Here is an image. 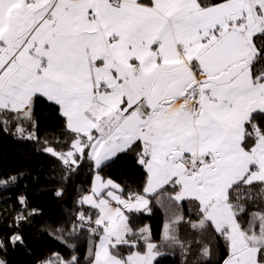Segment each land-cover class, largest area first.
<instances>
[{
  "label": "snow or ice",
  "instance_id": "snow-or-ice-1",
  "mask_svg": "<svg viewBox=\"0 0 264 264\" xmlns=\"http://www.w3.org/2000/svg\"><path fill=\"white\" fill-rule=\"evenodd\" d=\"M0 134L92 174L38 264H264V0H0ZM129 154L125 192L101 172Z\"/></svg>",
  "mask_w": 264,
  "mask_h": 264
},
{
  "label": "trees",
  "instance_id": "trees-1",
  "mask_svg": "<svg viewBox=\"0 0 264 264\" xmlns=\"http://www.w3.org/2000/svg\"><path fill=\"white\" fill-rule=\"evenodd\" d=\"M46 115L45 110L39 113L42 136L50 126ZM62 175L57 162L47 155L37 153L31 143L0 134V179L17 177L14 184L0 188V239L19 232L24 240L23 244L15 246L7 244L5 249L0 250V260H5L7 264H38L54 252L65 257L69 255V250L49 236L48 231L65 223L77 210L75 200L80 190L86 191L89 188L92 174L85 164L78 174L72 175L67 181L62 179ZM101 175L120 184L125 192L140 186L143 180L142 169L135 164L131 154L109 164ZM58 189L64 191V195L59 198L55 195ZM20 196L26 197L29 211L36 209L37 214L16 228L13 221L22 207L19 204ZM163 219V213L154 207L152 214L145 213L135 222L148 224L154 238L158 239ZM84 250L81 243L78 252L81 257ZM161 264H179V257H167Z\"/></svg>",
  "mask_w": 264,
  "mask_h": 264
},
{
  "label": "rangeland",
  "instance_id": "rangeland-1",
  "mask_svg": "<svg viewBox=\"0 0 264 264\" xmlns=\"http://www.w3.org/2000/svg\"><path fill=\"white\" fill-rule=\"evenodd\" d=\"M92 182V181H91Z\"/></svg>",
  "mask_w": 264,
  "mask_h": 264
}]
</instances>
